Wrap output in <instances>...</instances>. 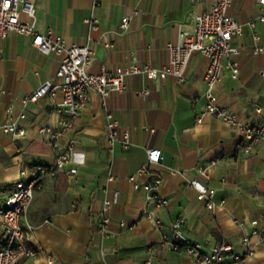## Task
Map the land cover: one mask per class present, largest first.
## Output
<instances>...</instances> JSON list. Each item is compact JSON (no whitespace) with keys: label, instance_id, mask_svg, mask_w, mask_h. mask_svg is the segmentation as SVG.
Listing matches in <instances>:
<instances>
[{"label":"crops","instance_id":"obj_1","mask_svg":"<svg viewBox=\"0 0 264 264\" xmlns=\"http://www.w3.org/2000/svg\"><path fill=\"white\" fill-rule=\"evenodd\" d=\"M35 17L22 12L43 32L49 29L64 35L70 43L89 45L92 61L89 69L99 73L134 63L162 67L170 61V43H177L183 31H194L197 15L217 0H32ZM140 9L139 15L134 14ZM263 8L256 0H235L232 15L244 25L235 38L240 62L237 78L225 68L217 86L218 102L234 109L242 122L252 124L264 115ZM126 15L132 18L122 28ZM99 19L97 27L88 19ZM255 21L254 28L250 22ZM254 31L260 40H254ZM0 121L8 108L25 111L19 124L27 129L22 137L0 133V204L10 195L23 167L32 164L53 165L55 154L70 138L79 137L72 165L77 172L68 176L51 171L39 178L40 186L26 213L33 225L30 243L37 255L20 264H205L186 251L173 249L172 222L182 219L186 237L204 249L230 243L232 252L253 253L243 261L228 254V264H264V241L252 234L264 230V140L247 151L242 133L219 117L204 114L208 88V55L195 51L186 79L174 76L152 80L140 73L126 77V88L107 96L106 105L94 89L90 102L77 118L74 130L59 138L53 147L41 132L44 126L59 127L65 111L49 96L23 103V98L47 80L58 81L60 56L45 53L32 43L30 35L11 33L0 38ZM58 100H61V90ZM107 111L131 132L132 145L117 144L105 148ZM160 148L163 159L141 172L148 151ZM244 147V148H242ZM199 166L209 171L206 178ZM188 169L183 176L171 169ZM136 175V181L130 176ZM162 183L154 192L144 189L155 176ZM193 177L216 188V207L209 209L197 197L191 185ZM139 184L136 187L135 184ZM111 210L112 236L98 233L99 212L104 198L115 197ZM160 195L168 200L157 205L149 197ZM153 212L164 222L157 229L146 216ZM125 221L127 225H121ZM249 240L244 242V237ZM5 232L0 227V249ZM50 259L53 263H50Z\"/></svg>","mask_w":264,"mask_h":264},{"label":"built area","instance_id":"obj_2","mask_svg":"<svg viewBox=\"0 0 264 264\" xmlns=\"http://www.w3.org/2000/svg\"><path fill=\"white\" fill-rule=\"evenodd\" d=\"M235 0H217L207 11L197 15L195 30L183 31L177 43H170V61L162 67L151 63L139 65L137 63L120 66L115 70L104 69L95 73L89 69L92 61V49L89 45L70 43L67 38L49 29L47 32L40 31L34 21L25 20L21 13L25 12L31 17H35L36 8L32 0H0V38L7 37L11 33H21L30 35L34 46L40 48L45 53H55L60 56V66L56 73L58 81L47 80L37 89L23 98V103L37 101L43 96H49L53 104L64 109L65 113L61 118L59 127L44 126L41 128L42 134L53 147H58L59 138L74 130L77 118L82 110L89 104L91 91L94 89L106 105L107 96L113 91H121L126 88V77L129 74L140 73L148 79H166L174 76L178 81L186 79V72L191 56L195 51L208 55L210 59L209 69L206 74L208 84L205 93V108L198 117L197 122L202 123L204 114H212L219 117L229 125L237 126L245 140V149L249 151L254 144L264 140V118L256 123L248 124L240 120L238 113L229 106L218 102L217 86L222 79L225 68H229L231 75L237 78L240 72V62L234 58L239 53V48L234 44L235 38L244 32V25L231 13V7ZM262 5L263 13L261 19L264 20V0H256ZM140 9H135L134 14L139 15ZM131 15H126L122 20V28L127 29L131 20ZM88 22L97 27L99 19H88ZM254 28L255 21L250 22ZM254 40H260V35L254 31ZM255 50L264 51V45H257ZM2 51L0 50V57ZM61 90V100L58 94ZM16 104L8 108V115L5 120L0 121V133L5 132L13 137H22L27 134V129L19 124V119L25 118V111H16ZM258 112L264 115V107H258ZM107 124L105 131V148L112 151L117 144L124 148L132 145L131 132L128 128L120 124L116 115L107 111ZM79 137L70 138L65 146L55 154L53 165L32 164L23 167L19 178L15 181L14 188L10 195L0 204V227L5 232V246L0 249V264H18L21 260L37 255V250L30 243V233L33 225L26 220V213L32 203L36 190L40 186L39 178L45 173L57 170L68 176L77 172V168L72 165L77 145L81 144ZM244 148V147H242ZM163 154L160 148H151L148 151V160L141 172L150 166L162 161ZM197 171L204 177H209V171L202 166ZM173 174L187 175L188 169H171ZM136 181V175L130 176ZM162 178L158 175L145 183L144 189L151 193L162 183ZM191 185L197 190L199 200L206 202L209 209L216 207L214 200L216 188L209 186L204 180L198 177L190 179ZM139 187V184H135ZM119 191L115 192V197L104 198L103 206L99 212L98 233L101 236H112L115 231L110 228L112 221L111 210L117 202ZM157 205L164 206L168 200L160 195L151 194L149 197ZM146 216L153 222L157 229H163V220L153 212H147ZM121 225L127 223L121 221ZM173 249L186 251L194 259L205 264H228L227 257L230 254L237 262L243 261L253 253V249H248L243 253L232 252L233 245L230 243L216 244L210 249L202 248L198 242L187 238L182 230V219L177 218L172 222ZM252 234L258 235L264 241V230L254 229ZM244 242L249 240V236L244 237ZM151 258L143 264H149ZM50 263L53 260L50 259Z\"/></svg>","mask_w":264,"mask_h":264},{"label":"trees","instance_id":"obj_3","mask_svg":"<svg viewBox=\"0 0 264 264\" xmlns=\"http://www.w3.org/2000/svg\"><path fill=\"white\" fill-rule=\"evenodd\" d=\"M24 259H25V258H24ZM24 259H23V260H24ZM23 260H21L18 264H20Z\"/></svg>","mask_w":264,"mask_h":264}]
</instances>
